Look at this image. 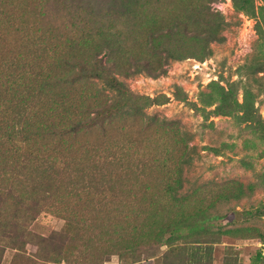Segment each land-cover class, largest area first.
<instances>
[{
	"label": "rangeland",
	"instance_id": "1",
	"mask_svg": "<svg viewBox=\"0 0 264 264\" xmlns=\"http://www.w3.org/2000/svg\"><path fill=\"white\" fill-rule=\"evenodd\" d=\"M113 1L102 0L103 10L126 18L105 23L95 7L85 10L84 20L93 29L112 23L124 31L116 39L114 73L127 90L112 94L91 81L84 91L118 100L124 116L103 130L80 132L75 141L123 145L116 189L131 211L121 221L91 222L92 235L65 230L64 217L42 211L29 230L44 236L66 231L60 251L68 250L73 260L40 256L33 239L18 250L6 233L0 236V264H264V75L248 78L246 104L242 88L243 65L257 43L256 17L237 11L231 0L211 3L226 21L211 54L189 57V43L194 51L199 45L184 39L186 57L168 62L146 49L147 34L170 26L195 0H139L134 6ZM254 3L257 10L262 5ZM49 10L45 25L65 24L62 3ZM132 59L159 74L137 72ZM217 105L225 113H214ZM192 146L185 165L182 156ZM157 237L163 240L152 246Z\"/></svg>",
	"mask_w": 264,
	"mask_h": 264
},
{
	"label": "trees",
	"instance_id": "2",
	"mask_svg": "<svg viewBox=\"0 0 264 264\" xmlns=\"http://www.w3.org/2000/svg\"><path fill=\"white\" fill-rule=\"evenodd\" d=\"M117 1L113 2L134 6L139 0ZM218 1L195 0L182 7L170 26L149 31L146 49L170 62L186 57L181 45L189 39L199 45L194 51L189 43V57L209 56L210 44L222 38L226 26L211 7ZM231 1L237 11L256 17L257 43L243 65L246 104L248 78L264 75V0L258 10L254 0ZM54 3L64 5L65 24L45 25L43 17ZM95 7L104 12L105 23L126 18L105 12L102 0H0V236L8 233L18 250L33 239L37 254L52 260L73 258L68 250L62 251L66 231L44 236L29 230L42 211L64 217L65 230L76 227L77 235H92L91 222L121 221L131 211L116 189L123 145L110 139L75 141L80 132L94 126L103 130L116 116H124L118 100H101L97 92L84 91L91 81L102 83L112 94L127 90L114 73L116 39L125 33L112 23L88 27L85 10ZM132 63L139 66L137 72L159 74L143 60ZM213 111L225 113L220 105ZM192 150L188 147L181 163L189 165ZM162 240L154 238L151 245ZM256 256L262 258L260 251Z\"/></svg>",
	"mask_w": 264,
	"mask_h": 264
},
{
	"label": "water",
	"instance_id": "3",
	"mask_svg": "<svg viewBox=\"0 0 264 264\" xmlns=\"http://www.w3.org/2000/svg\"><path fill=\"white\" fill-rule=\"evenodd\" d=\"M263 254H264V251H263Z\"/></svg>",
	"mask_w": 264,
	"mask_h": 264
}]
</instances>
